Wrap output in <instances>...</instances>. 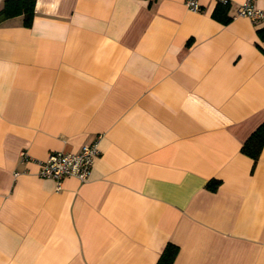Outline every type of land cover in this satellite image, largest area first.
I'll list each match as a JSON object with an SVG mask.
<instances>
[{
    "label": "crops",
    "instance_id": "crops-1",
    "mask_svg": "<svg viewBox=\"0 0 264 264\" xmlns=\"http://www.w3.org/2000/svg\"><path fill=\"white\" fill-rule=\"evenodd\" d=\"M196 1L35 0L30 26L0 20V264H156L167 243L173 264H264V146L241 152L264 123V19ZM94 141L86 181L59 189L19 159Z\"/></svg>",
    "mask_w": 264,
    "mask_h": 264
},
{
    "label": "built area",
    "instance_id": "built-area-1",
    "mask_svg": "<svg viewBox=\"0 0 264 264\" xmlns=\"http://www.w3.org/2000/svg\"><path fill=\"white\" fill-rule=\"evenodd\" d=\"M228 3V0H218ZM186 7L193 12H200L201 7L196 0H185ZM236 16L247 17L252 22L264 19V11L255 9L251 1L247 0L239 6ZM98 155L97 141L84 144L76 152H51L44 160H36L24 150L19 152V159L23 163H34L37 166L36 175L40 178H53L57 182L58 189L62 180L74 177L81 182L88 178L94 158ZM15 173L14 175H18Z\"/></svg>",
    "mask_w": 264,
    "mask_h": 264
},
{
    "label": "trees",
    "instance_id": "trees-1",
    "mask_svg": "<svg viewBox=\"0 0 264 264\" xmlns=\"http://www.w3.org/2000/svg\"><path fill=\"white\" fill-rule=\"evenodd\" d=\"M34 4L35 0H5L3 6L0 9V20H4L16 15L23 16L24 26H30L34 16ZM227 4L217 2L213 16L219 18L223 22L229 20L228 17L220 18V15L224 16L227 11ZM262 146H264V123H262L251 135L245 140L241 146V152L254 161L259 158ZM218 181L211 180L207 183V187L214 190L218 185ZM178 252V247L167 243L163 248L156 264H173Z\"/></svg>",
    "mask_w": 264,
    "mask_h": 264
}]
</instances>
